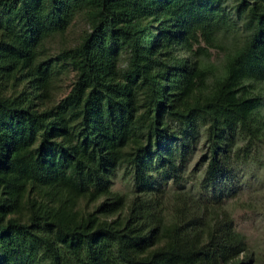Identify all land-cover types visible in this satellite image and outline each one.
Listing matches in <instances>:
<instances>
[{
  "label": "trees",
  "instance_id": "1",
  "mask_svg": "<svg viewBox=\"0 0 264 264\" xmlns=\"http://www.w3.org/2000/svg\"><path fill=\"white\" fill-rule=\"evenodd\" d=\"M263 162L264 0H0V264H254Z\"/></svg>",
  "mask_w": 264,
  "mask_h": 264
},
{
  "label": "rangeland",
  "instance_id": "2",
  "mask_svg": "<svg viewBox=\"0 0 264 264\" xmlns=\"http://www.w3.org/2000/svg\"><path fill=\"white\" fill-rule=\"evenodd\" d=\"M88 26L84 19L75 20L69 30L62 36L51 39L47 45V54L55 57L65 48L76 45ZM211 62L221 65L222 52L212 50ZM74 75L66 74L62 77L56 89L57 98L69 93ZM204 147H200L197 157L193 161L190 170L198 168L199 160L204 154ZM254 167V166H253ZM244 193L228 203V209L232 213L237 230L247 237L250 251L254 255V264H264V162L263 165L249 168L243 174ZM133 178L129 167L121 166L113 177L114 192L126 195L128 198L133 192Z\"/></svg>",
  "mask_w": 264,
  "mask_h": 264
}]
</instances>
